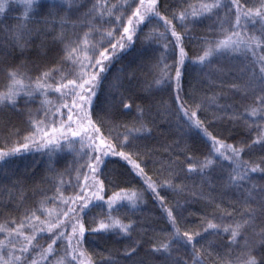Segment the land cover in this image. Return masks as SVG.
I'll list each match as a JSON object with an SVG mask.
<instances>
[{"label": "snow or ice", "instance_id": "snow-or-ice-1", "mask_svg": "<svg viewBox=\"0 0 264 264\" xmlns=\"http://www.w3.org/2000/svg\"><path fill=\"white\" fill-rule=\"evenodd\" d=\"M28 49L35 57L17 62ZM186 62L203 72L199 87H185ZM0 65V113L38 103L26 127L0 122V183L12 184L0 190V264H121L85 247L105 234L129 241L127 264H264V0H0ZM163 125L178 139L146 171L158 150L142 142ZM33 152L44 173L26 166L12 180L7 166ZM113 157L139 187L113 177ZM146 194L163 226L129 215Z\"/></svg>", "mask_w": 264, "mask_h": 264}, {"label": "trees", "instance_id": "trees-1", "mask_svg": "<svg viewBox=\"0 0 264 264\" xmlns=\"http://www.w3.org/2000/svg\"><path fill=\"white\" fill-rule=\"evenodd\" d=\"M12 15H15V13H12ZM13 22H14L13 20L7 17H5L3 21L4 25L11 24ZM209 23L211 22L205 21L203 24L196 25L194 29L195 35H203ZM140 47H141V42L139 40L135 41V48L132 50V52H130L128 55H125L124 57L113 63L111 69L106 73L107 80L104 81L102 85V90H106L108 82L111 81L115 75H117L118 69H120L121 67H127L129 65V61L132 60L133 56L136 55V51L139 50ZM186 50L188 51L189 56H192L194 54V50L191 44L187 46ZM14 56L16 57L17 62L19 60L30 61L35 57V53L33 50L28 49L25 51L24 55L21 56L20 51L15 50ZM138 62L139 61H137V63ZM186 63H188V71L185 74V87L187 88L190 83L196 84L199 87L200 85H199L198 75L203 76V72L199 67L194 66L189 62ZM132 66L135 67L134 64ZM2 67L3 66L0 65V68ZM142 72L145 74L148 73V68L147 67L143 68ZM2 81H3V72L0 71V83H2ZM157 98L167 99V93L157 94ZM37 107H38V103L25 104L24 100H21L20 103L17 104V109L21 111H16L13 109L5 110L4 112L0 113V118H2L0 119V122H2L3 119H8L18 127L24 128L26 127L25 124L26 113L23 110L26 108L35 109ZM2 135L3 134L0 133V137H2ZM174 139H178V136L174 135V129L167 127V125H163L162 127L153 129L152 135L142 142V146L147 145V147L149 148L158 150V151H154L153 153H150L149 156H146V159L148 160V163L145 165L146 171H148L149 169L159 167L158 161L167 159L166 154L161 155L162 148L166 142H170ZM188 142L190 144L194 143L191 137L188 138ZM2 145H3V140L0 139V146ZM256 155L258 156L260 155V153H256ZM65 160L70 161L71 157L70 156L64 157L61 160V163L58 165V167H63ZM34 162H35V167L33 169L32 165ZM47 163L48 161L46 156L41 155L40 153L33 152V153H26L20 157L14 158L11 161L10 165L7 167H10L12 170L16 172V176H13L12 180H15L18 176L23 177L26 166L29 169L35 171V173H37V178H38L39 175H42L44 173ZM109 168L115 169V171L112 172L114 178H117L121 181L131 180V183L133 185L137 187L140 186V180L138 178L133 179L132 176L128 175V171H129L128 167L126 166L125 162L119 160V158L116 157L111 158V162L109 163ZM149 175H152V172H149ZM254 179L259 180L260 178L259 176H256L254 177ZM187 182L192 183V181H187ZM4 186L11 188L12 184L9 180H4L2 181V183H0V190H3ZM122 186L124 185L122 184ZM161 195H165V193L162 192ZM177 196L180 198L182 202L185 199L189 200L190 207L188 211L198 212V210L201 208L200 202L192 199L188 193H184V194L170 193L168 194V199L172 200L174 197ZM2 198L5 200L7 199V192L4 193V196ZM230 198L234 199V197H230ZM144 200H145V204L142 205L141 208L137 210L135 213H129V215H131L133 219H137L142 216L148 217L152 219L153 223L163 226L165 224V221L162 218V209L160 208V206L157 203H154L151 196L147 194L145 195ZM185 216L187 217L186 223L190 225H194L198 222L196 216H188L187 212L185 213ZM133 235H135V233ZM128 243H129L128 240L123 239L121 237H113L111 235L105 234V235H96L89 237L88 240L85 242V247L89 251L95 250L97 252H103L105 248L111 249V253H110L111 255L115 256L118 260H120L121 264H127V262L123 260V257L118 255V253L122 252L124 245ZM108 254L109 253H105V255ZM141 255H146V254L142 252ZM155 259H157V261L159 260L158 257Z\"/></svg>", "mask_w": 264, "mask_h": 264}]
</instances>
